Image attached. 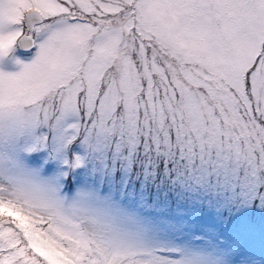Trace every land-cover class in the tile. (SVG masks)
<instances>
[{
  "label": "snow or ice",
  "instance_id": "6c2138e0",
  "mask_svg": "<svg viewBox=\"0 0 264 264\" xmlns=\"http://www.w3.org/2000/svg\"><path fill=\"white\" fill-rule=\"evenodd\" d=\"M0 264H264V0H0Z\"/></svg>",
  "mask_w": 264,
  "mask_h": 264
}]
</instances>
